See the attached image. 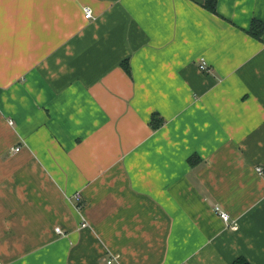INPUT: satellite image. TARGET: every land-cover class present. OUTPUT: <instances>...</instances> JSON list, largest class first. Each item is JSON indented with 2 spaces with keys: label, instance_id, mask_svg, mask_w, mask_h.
<instances>
[{
  "label": "crops",
  "instance_id": "crops-1",
  "mask_svg": "<svg viewBox=\"0 0 264 264\" xmlns=\"http://www.w3.org/2000/svg\"><path fill=\"white\" fill-rule=\"evenodd\" d=\"M206 1L0 0V264H264V0Z\"/></svg>",
  "mask_w": 264,
  "mask_h": 264
},
{
  "label": "built area",
  "instance_id": "built-area-1",
  "mask_svg": "<svg viewBox=\"0 0 264 264\" xmlns=\"http://www.w3.org/2000/svg\"><path fill=\"white\" fill-rule=\"evenodd\" d=\"M84 14H85L86 19H92L93 18V11L90 8H85ZM200 69L203 71H207L208 65L204 61H202L201 65H200ZM10 124L12 125L13 122L10 121ZM20 150H21V147H19V146L14 149L15 152H19ZM257 171L259 173H261L262 169L258 168ZM75 198L77 201H81L82 196L80 193H78L77 195H75ZM80 208L81 207H78L77 209L80 210ZM215 211L222 218V220L226 223V225L229 229H231L233 231H237L239 229V225H238L237 221H233L231 219V216L228 213H226L225 211H223L220 206H216ZM84 226H86V222H84ZM56 232L58 234H62V235L64 234L60 228H57ZM113 262H114V259H110V261H108V264H112Z\"/></svg>",
  "mask_w": 264,
  "mask_h": 264
},
{
  "label": "trees",
  "instance_id": "trees-1",
  "mask_svg": "<svg viewBox=\"0 0 264 264\" xmlns=\"http://www.w3.org/2000/svg\"><path fill=\"white\" fill-rule=\"evenodd\" d=\"M217 3H218V0H207L206 7L208 10L215 13L217 10ZM249 32L253 37L260 39V37L264 34V23L260 21H254L252 23V27ZM125 68L126 70H129L128 65H125ZM161 124H163V121L161 119L159 121L157 120V117L153 118L152 127L154 129H158L161 126ZM234 264H249V263L244 259H239Z\"/></svg>",
  "mask_w": 264,
  "mask_h": 264
},
{
  "label": "rangeland",
  "instance_id": "rangeland-1",
  "mask_svg": "<svg viewBox=\"0 0 264 264\" xmlns=\"http://www.w3.org/2000/svg\"><path fill=\"white\" fill-rule=\"evenodd\" d=\"M115 261V260H114Z\"/></svg>",
  "mask_w": 264,
  "mask_h": 264
}]
</instances>
